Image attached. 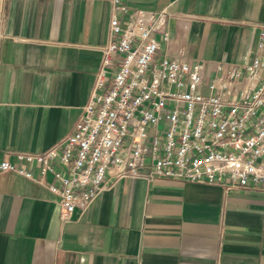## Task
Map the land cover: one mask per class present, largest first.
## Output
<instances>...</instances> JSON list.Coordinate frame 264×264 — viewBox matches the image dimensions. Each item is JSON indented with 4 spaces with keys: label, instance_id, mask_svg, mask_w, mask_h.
<instances>
[{
    "label": "crops",
    "instance_id": "obj_1",
    "mask_svg": "<svg viewBox=\"0 0 264 264\" xmlns=\"http://www.w3.org/2000/svg\"><path fill=\"white\" fill-rule=\"evenodd\" d=\"M125 3L166 10L159 54L209 69L250 62L264 26V0ZM112 15V0H0V163L72 133ZM0 264H264V193L123 179L65 223L45 186L0 173Z\"/></svg>",
    "mask_w": 264,
    "mask_h": 264
},
{
    "label": "built area",
    "instance_id": "obj_2",
    "mask_svg": "<svg viewBox=\"0 0 264 264\" xmlns=\"http://www.w3.org/2000/svg\"><path fill=\"white\" fill-rule=\"evenodd\" d=\"M112 6L109 42L72 133L42 154L2 161L0 173L45 186L65 223L123 179L264 193V26L250 62L209 69L159 54L170 41L166 10Z\"/></svg>",
    "mask_w": 264,
    "mask_h": 264
}]
</instances>
